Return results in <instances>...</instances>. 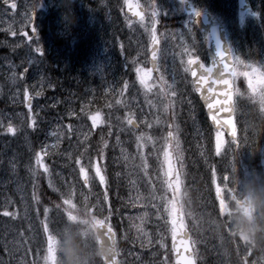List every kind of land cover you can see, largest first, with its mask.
Segmentation results:
<instances>
[{
    "label": "rangeland",
    "instance_id": "1",
    "mask_svg": "<svg viewBox=\"0 0 264 264\" xmlns=\"http://www.w3.org/2000/svg\"><path fill=\"white\" fill-rule=\"evenodd\" d=\"M181 1L0 0V264H44L43 225L55 235L69 222L64 200L70 195L75 207L115 229L119 264H173L174 219L190 223L199 264H264V252L239 236L228 238L224 227L217 229V212L228 220L236 204L227 197L222 208L215 198L217 188L238 198V188L247 182L264 183V169L244 168L239 158L250 164L264 143V106L249 86L254 77L244 75L253 68L264 72L263 3L252 0L251 10L240 16L236 0H191L195 9L214 11L236 32L235 147L210 130L187 88L186 62L204 49ZM130 2L144 6L142 21L124 16ZM168 19L178 26H164ZM153 24L161 45L157 77L147 66ZM54 40L65 43L56 46ZM131 117L137 129L128 124ZM166 152L171 166L177 163L172 194ZM37 153L47 172L36 164ZM110 164L114 167L107 168ZM190 166L198 173L194 178L188 176ZM51 195L59 197L55 204H47ZM179 197L190 216V210L202 207L203 216L216 220L208 233L200 218L179 215Z\"/></svg>",
    "mask_w": 264,
    "mask_h": 264
},
{
    "label": "clouds",
    "instance_id": "2",
    "mask_svg": "<svg viewBox=\"0 0 264 264\" xmlns=\"http://www.w3.org/2000/svg\"><path fill=\"white\" fill-rule=\"evenodd\" d=\"M233 180L240 185L236 172ZM238 190L247 201L248 211L235 205L227 221L217 222V229L222 230L227 223L232 237L239 236L247 246L264 252V183L249 181ZM68 211L78 219L66 223L55 234L56 264H101L102 259H111L117 251V244L104 238L102 228L96 225V217L78 206L70 207Z\"/></svg>",
    "mask_w": 264,
    "mask_h": 264
},
{
    "label": "water",
    "instance_id": "3",
    "mask_svg": "<svg viewBox=\"0 0 264 264\" xmlns=\"http://www.w3.org/2000/svg\"><path fill=\"white\" fill-rule=\"evenodd\" d=\"M126 12L134 18H138L142 15L141 9L137 7L127 8ZM196 22L204 37V42L206 44L209 54L210 66L208 68L204 67L203 64L200 63L198 59L192 60L194 61V63L191 64L188 63L192 80L194 83V87L196 93L198 94L199 99L201 100L206 112L208 113V116L212 124L215 127L223 126L226 129L228 135L233 137L235 134V128L231 120L232 118V111H231L232 97H231V84H230L231 72L229 71L225 73L222 71L223 65L219 62L218 57L216 58L217 63H214L213 61L216 55L217 42H219V44L223 48L227 49L224 31L221 24L216 19L211 17L208 13H202L199 18H196ZM155 51L157 52V45L155 46ZM152 52H153V43H151L150 45V65L152 67H155V65L153 64ZM226 55L228 59L225 61V63H227L228 68L231 70L232 60L229 53H227ZM208 69H212V71L208 72ZM193 71L197 73L195 77L192 75ZM225 79L229 81V84L227 86L223 84V80ZM209 104L213 105L211 109H209L208 107ZM221 104L224 105L223 109L221 108ZM213 117H215L216 119L213 120ZM218 119H220L223 122H220ZM229 120L231 121V123L230 124L226 123ZM131 121H132L131 123L134 124V121L133 120ZM217 121L219 123H217ZM262 161L264 163V149L262 151ZM107 228L108 226L105 225V228L102 229L104 233V238L110 240L108 238L110 235L112 239H114L112 230L111 233L105 235V233H107ZM172 246L175 251L176 264H184L185 261L184 259L186 258V254H182V252L179 250V247L175 244V241L173 242ZM186 252H187V259L191 260L192 252L189 247L187 248ZM114 259L117 261V256H115ZM104 262L106 264V261Z\"/></svg>",
    "mask_w": 264,
    "mask_h": 264
},
{
    "label": "snow or ice",
    "instance_id": "4",
    "mask_svg": "<svg viewBox=\"0 0 264 264\" xmlns=\"http://www.w3.org/2000/svg\"><path fill=\"white\" fill-rule=\"evenodd\" d=\"M14 6V5H13ZM201 11H199L198 9H193V15L196 17V18H199L201 16ZM158 15V12L157 11H153V18H154V24H155V17ZM143 20V17L141 16V21ZM154 24H153V28H152V31H151V38H152V43H153V52H152V56H153V64L155 65V60H156V51H155V46L158 44V41L156 39V36H155V27H154ZM147 30V29H146ZM33 32H36V28L33 27L32 29ZM35 51L37 53H40L41 55H43V49L40 48V47H37L35 49ZM231 48H223L219 42H217V50H216V55H215V59L213 60L214 63H217V60L216 58L218 57L219 58V62L223 65L222 67V71L227 73V72H231V75L233 77H235L236 75H238V73L235 71V69H229L228 68V65L227 63H225V61L228 59L227 57V53H231ZM189 63H194V61L190 60ZM25 71H27V69H25ZM212 69H208V72H211ZM196 72L193 71L192 72V75L195 77L196 76ZM148 75V73H144V75L141 76V82L143 83L146 76ZM245 76H253L254 77V80L253 79H250L249 81V86L251 87L252 89V92L255 93L259 99V102L262 106H264V72H261L259 69H256V68H253L252 70V73H244ZM223 84L225 86H227L229 84V81L227 79L223 80ZM40 93H37V95H39ZM227 95V94H226ZM229 100H230V97H229ZM219 103V102H218ZM30 107V105H29ZM209 109H211L213 107L212 104H209L208 105ZM221 108L223 109L224 108V105L221 104ZM94 121L96 120V117H93L92 118ZM216 118L213 117V120H215ZM132 121L129 120V123H131ZM35 122L33 121V124ZM217 123H219L217 121ZM226 123H231V121H227ZM7 131L9 132H15V129L12 128L11 126L8 127ZM171 133H169V136L171 137ZM217 137H218V140H217V151H219V147H220V141H219V133L217 134ZM165 162L168 163V167H169V171H171V162H170V159H169V153H165ZM77 163H79V161H77ZM36 164L40 167H43L44 168V171L47 172L48 169H47V166L46 165H43L42 163V157H41V154L40 153H37L36 154ZM81 171H83V169H81ZM101 173V169L99 167L96 168V174L100 177V182L101 183H104L105 182V177L103 175H100ZM87 179V177H86ZM220 189L217 188V193H219ZM64 204L68 206V208L65 209V212L67 213V219L68 221H72L75 219V217H73L71 215V213L68 211V209L70 207H75V204L73 203L72 199H71V195L69 196V198L65 199L64 200ZM236 205L238 207H240L243 211L247 212L248 211V208H247V201L246 200H236ZM221 207L223 208L224 207V204H223V201H221ZM172 211L173 213H175L176 211V208L175 206L173 205V208H172ZM46 214H47V209L45 210ZM5 215H10L9 213H5ZM176 221L173 220V224L175 225ZM96 225L100 228H105V221L103 220H99V219H96ZM181 227H183V225H181ZM43 231L44 233L47 234V247H46V254L43 256V261H44V264H56V237L55 235L51 234L50 233V230H49V226L47 223H45L43 225ZM111 233V228L108 227L107 228V233H105V235ZM110 240L114 241V239H112V237L109 235L108 237ZM118 255L117 251L115 252V255H113L111 257V259H108L106 258L105 261H106V264H118V262L114 259V257ZM184 264H194V261L192 260H189V259H185L184 261Z\"/></svg>",
    "mask_w": 264,
    "mask_h": 264
},
{
    "label": "flooded vegetation",
    "instance_id": "5",
    "mask_svg": "<svg viewBox=\"0 0 264 264\" xmlns=\"http://www.w3.org/2000/svg\"><path fill=\"white\" fill-rule=\"evenodd\" d=\"M232 198L234 199V196H232Z\"/></svg>",
    "mask_w": 264,
    "mask_h": 264
}]
</instances>
